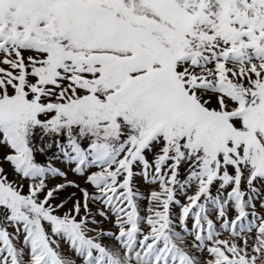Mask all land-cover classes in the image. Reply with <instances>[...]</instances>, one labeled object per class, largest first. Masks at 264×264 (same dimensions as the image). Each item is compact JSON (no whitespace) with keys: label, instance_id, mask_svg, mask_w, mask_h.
<instances>
[{"label":"snow or ice","instance_id":"6c2138e0","mask_svg":"<svg viewBox=\"0 0 264 264\" xmlns=\"http://www.w3.org/2000/svg\"><path fill=\"white\" fill-rule=\"evenodd\" d=\"M0 264H264V0H0Z\"/></svg>","mask_w":264,"mask_h":264}]
</instances>
